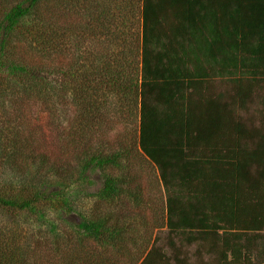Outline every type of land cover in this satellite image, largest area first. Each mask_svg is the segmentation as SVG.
Here are the masks:
<instances>
[{
    "label": "trees",
    "instance_id": "1",
    "mask_svg": "<svg viewBox=\"0 0 264 264\" xmlns=\"http://www.w3.org/2000/svg\"><path fill=\"white\" fill-rule=\"evenodd\" d=\"M126 4L0 0V264H264V0H139L134 48ZM129 110L162 191L134 255Z\"/></svg>",
    "mask_w": 264,
    "mask_h": 264
},
{
    "label": "rangeland",
    "instance_id": "2",
    "mask_svg": "<svg viewBox=\"0 0 264 264\" xmlns=\"http://www.w3.org/2000/svg\"><path fill=\"white\" fill-rule=\"evenodd\" d=\"M98 6H102L101 4L97 3ZM139 0H127L126 9H124L125 18H124V28H125V36H126V45L127 48L135 47L134 44V37L136 38V27L138 25L139 14H138V6ZM114 6V3L111 4ZM131 38V40H130ZM90 41H87L85 47L89 46ZM131 44V45H130ZM257 105L255 103L251 104L248 107V111L246 116H251V114L255 113L257 109ZM35 115H36V122L43 128V130L47 133L48 127L46 123L45 113L36 112L35 107L31 106L30 108V117L28 118L31 120V123L35 124ZM245 116V117H246ZM136 126H137V119L134 116V110L126 111L122 120H117V124L115 125V131L111 132V144L115 148V150H119L121 156V166L120 167H113L107 168L105 171L114 176H121L127 175L134 177L131 185L134 188L139 189V193L143 195L140 198L144 200L143 205L144 208H138L139 202H134L135 208L130 210V212L137 214L136 218L133 221V228L129 231V238H128V247L131 254H135L137 251L138 245L143 241V234L148 232L152 226L157 222L158 216L156 213V208L160 204V195L162 194L160 186H158L155 178H154V170L150 167L149 164L145 163L144 160L141 158L140 154L136 150V143L134 139L136 138ZM121 133L120 141L118 145L114 144V141L117 138V134ZM119 135V134H118ZM121 143V147H120ZM110 148V149H111ZM4 169V168H3ZM5 170V169H4ZM9 169L3 171L4 173H8ZM94 180H97V183L94 189L100 185V175H94ZM137 192V194H139ZM145 205V206H144ZM87 209L91 206V203H86ZM160 224V223H159ZM155 233V230H152ZM159 240L158 245L164 249V252L168 255L171 253L169 252V248L166 244V236L163 231L158 233ZM176 245H179V241L176 239L174 240ZM194 246H184L182 247V256L189 258L191 262V252L193 251ZM206 258V257H205Z\"/></svg>",
    "mask_w": 264,
    "mask_h": 264
}]
</instances>
